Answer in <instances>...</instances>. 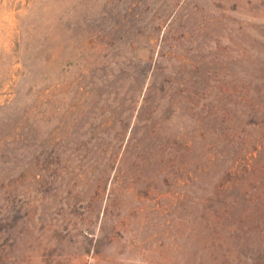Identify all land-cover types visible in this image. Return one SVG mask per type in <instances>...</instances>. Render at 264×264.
I'll list each match as a JSON object with an SVG mask.
<instances>
[{
	"label": "rangeland",
	"instance_id": "1",
	"mask_svg": "<svg viewBox=\"0 0 264 264\" xmlns=\"http://www.w3.org/2000/svg\"><path fill=\"white\" fill-rule=\"evenodd\" d=\"M0 264H264V0H0Z\"/></svg>",
	"mask_w": 264,
	"mask_h": 264
}]
</instances>
